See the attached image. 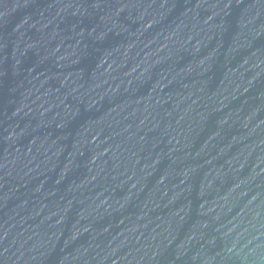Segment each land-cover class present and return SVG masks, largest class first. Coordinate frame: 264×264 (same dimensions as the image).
<instances>
[{"label": "water", "instance_id": "obj_1", "mask_svg": "<svg viewBox=\"0 0 264 264\" xmlns=\"http://www.w3.org/2000/svg\"><path fill=\"white\" fill-rule=\"evenodd\" d=\"M0 264H264V0H0Z\"/></svg>", "mask_w": 264, "mask_h": 264}]
</instances>
